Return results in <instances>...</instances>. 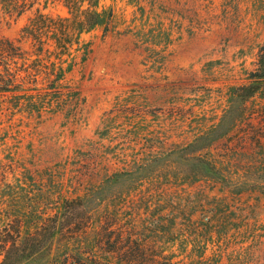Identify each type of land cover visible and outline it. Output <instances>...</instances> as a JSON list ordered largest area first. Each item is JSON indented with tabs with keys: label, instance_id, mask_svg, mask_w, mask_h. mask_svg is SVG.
Segmentation results:
<instances>
[{
	"label": "rangeland",
	"instance_id": "1",
	"mask_svg": "<svg viewBox=\"0 0 264 264\" xmlns=\"http://www.w3.org/2000/svg\"><path fill=\"white\" fill-rule=\"evenodd\" d=\"M66 1L0 0V230L64 228L6 264H129L102 223L174 264H264V0H76L112 17L59 53Z\"/></svg>",
	"mask_w": 264,
	"mask_h": 264
},
{
	"label": "trees",
	"instance_id": "2",
	"mask_svg": "<svg viewBox=\"0 0 264 264\" xmlns=\"http://www.w3.org/2000/svg\"><path fill=\"white\" fill-rule=\"evenodd\" d=\"M64 4L68 8L71 17H58L57 20L46 18V27L48 31L50 30L55 49L59 53H65L80 32L89 30L96 25L105 24L112 17L111 10L99 11L95 9L96 3H90L87 8L81 11L76 0H67ZM90 6H94V8H90ZM78 12L81 13L78 15ZM32 27L29 26V28ZM239 89H247V92L250 94L256 87H254L253 83H250ZM209 170L214 172V167ZM81 202V199H64L62 202V206L64 207L62 208H64V211L67 210L66 213L74 214L77 211L76 204H81ZM48 222L50 223L39 225L33 230H27L28 232L24 233L25 235H22V227L20 224L12 222L3 226L0 230V255L3 257L0 264L13 262L19 258H23L28 253L29 255L27 256H30L38 252L44 245L46 246L50 243L53 240L52 238L58 233H63L64 228L61 224L56 223L53 217L49 218ZM83 227H76L77 230L75 232H79ZM110 227L112 228L111 224L102 223L95 233L93 244L105 253L114 254L118 261L129 264H174L165 255L148 257L147 253L144 252V246L138 243L136 239H123L119 229H110ZM85 252L92 254L88 250ZM72 259L76 258L72 257Z\"/></svg>",
	"mask_w": 264,
	"mask_h": 264
}]
</instances>
